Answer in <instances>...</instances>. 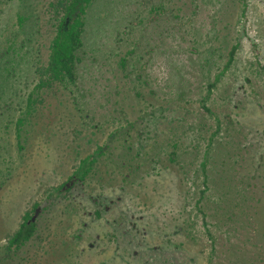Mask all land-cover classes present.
I'll return each instance as SVG.
<instances>
[{
    "label": "rangeland",
    "instance_id": "374dc122",
    "mask_svg": "<svg viewBox=\"0 0 264 264\" xmlns=\"http://www.w3.org/2000/svg\"><path fill=\"white\" fill-rule=\"evenodd\" d=\"M49 1L0 0L1 60L15 18L19 43L38 30L0 69V264H264V0H96L76 84L42 88L25 115ZM35 204L33 236L9 247Z\"/></svg>",
    "mask_w": 264,
    "mask_h": 264
},
{
    "label": "trees",
    "instance_id": "16d2710c",
    "mask_svg": "<svg viewBox=\"0 0 264 264\" xmlns=\"http://www.w3.org/2000/svg\"><path fill=\"white\" fill-rule=\"evenodd\" d=\"M96 0H50L48 3L49 11L51 12L50 18L46 21L45 25L49 26L53 30V35L48 44L46 60L40 66H35L36 81L32 90L26 95L25 99V115H28L32 111V106L39 99V92L44 87H49L54 83H58L62 86L75 85L77 79L76 67L82 61V52L85 45V34L88 31L89 27L99 33L98 31L102 30V21L99 18H88L89 10ZM242 1V0H240ZM136 19V18H135ZM29 18L23 16H18L15 18L14 25L16 28L12 33L5 37L4 41L6 46L2 48V54H7V59L1 60L2 66H0L1 74L5 78H8L10 74L15 69V64L18 63V59L15 57L18 56V50H21L24 46V42H37L36 33L38 30H34L29 34L28 37L23 38L24 41L19 43L18 41V32L21 33L24 28V23H27ZM136 20L129 19L124 25V30L128 33L133 34ZM40 28V26H36ZM35 37V38H34ZM131 48H127L123 54L115 53L119 55L116 60V65L121 68L122 71H127L126 67L129 63V58L131 55L135 54V46L137 45V40L131 38L127 43ZM29 48V47H28ZM235 46L230 51V58L227 64L223 67L222 73L227 69L228 63L233 57V52ZM1 57V56H0ZM40 58L36 59V62ZM127 73V72H126ZM124 73V74H126ZM214 80L209 84V89L216 83L219 79V75L214 76ZM166 108V107H165ZM165 108H162L164 110ZM167 110V108H166ZM179 115V112H177ZM23 118H17L16 124L20 127V124H23ZM19 132L20 129L18 128ZM119 132L116 129V133ZM173 147L177 146L176 142L172 143ZM18 148L22 149V145L18 143ZM102 147L97 148V154L101 155ZM176 151L170 152V160L175 161ZM95 158L87 155L82 158L77 167L74 169L72 174L63 182L60 187L62 191L68 192L72 187L78 183L85 182L86 177L89 172L92 170L93 163ZM205 163H202L204 168ZM33 208L31 211L25 212L22 216V221L19 224L18 229L13 233L8 241L9 247L19 248L26 241H28L34 234L36 230V222L34 220V212L36 209ZM96 214H99V211L96 210Z\"/></svg>",
    "mask_w": 264,
    "mask_h": 264
}]
</instances>
